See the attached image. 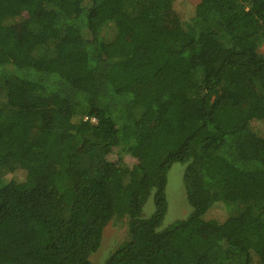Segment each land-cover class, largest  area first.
Segmentation results:
<instances>
[{"label":"trees","instance_id":"trees-1","mask_svg":"<svg viewBox=\"0 0 264 264\" xmlns=\"http://www.w3.org/2000/svg\"><path fill=\"white\" fill-rule=\"evenodd\" d=\"M256 122L264 0H0V264H93L116 218L103 264H264Z\"/></svg>","mask_w":264,"mask_h":264},{"label":"rangeland","instance_id":"rangeland-1","mask_svg":"<svg viewBox=\"0 0 264 264\" xmlns=\"http://www.w3.org/2000/svg\"><path fill=\"white\" fill-rule=\"evenodd\" d=\"M183 1H185L189 5L196 4L198 2V0H183ZM177 3L179 2L177 1ZM17 31L19 34L23 35L22 27H19V29L17 28ZM252 128L258 135H262L264 133V126L260 122H256L255 124H253ZM114 160H115L114 157H110V161H114ZM124 160L127 166H131L134 163V160L127 156L124 158ZM18 161L19 160L16 159L13 160L10 162V165L16 168ZM183 169L184 168L181 165H174L171 168V170L168 172L167 185H166L168 212L164 220V225L172 223L176 220L184 219L190 212V207L186 202L185 192L182 183ZM11 176H13L14 179H16L18 182H24V171L20 169L16 168L12 172V175L7 174L5 177L8 179ZM73 183H74L73 189H76L77 188L76 181L73 180ZM152 211H153L152 193L149 192L148 194H146L144 198L143 217H149ZM226 216L227 214L221 208H213L207 212L205 218H212L214 220L221 221ZM126 232H127V218L112 219L111 222L104 229L100 248L95 254H92V256L90 257V261L93 264H103L105 259H107L109 255H111L113 250L126 238ZM183 236L185 240H188L190 238L187 231L186 233L183 234Z\"/></svg>","mask_w":264,"mask_h":264},{"label":"built area","instance_id":"built-area-1","mask_svg":"<svg viewBox=\"0 0 264 264\" xmlns=\"http://www.w3.org/2000/svg\"><path fill=\"white\" fill-rule=\"evenodd\" d=\"M87 118L85 117L84 120H86ZM90 122L91 123H94L95 122V119L94 118H90Z\"/></svg>","mask_w":264,"mask_h":264}]
</instances>
